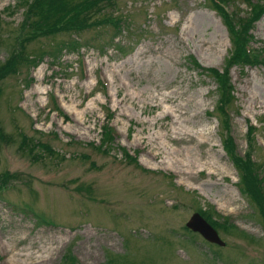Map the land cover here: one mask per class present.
Segmentation results:
<instances>
[{"label":"rangeland","instance_id":"rangeland-1","mask_svg":"<svg viewBox=\"0 0 264 264\" xmlns=\"http://www.w3.org/2000/svg\"><path fill=\"white\" fill-rule=\"evenodd\" d=\"M115 1L125 29L104 49L115 31L101 12L83 32L20 44L25 8L0 0V67L26 57L0 81V264H264V215L225 150L218 85L190 61L224 70L233 44L222 17L210 0ZM252 34L264 50V16ZM231 77L238 152L253 147L264 165V65ZM108 108L117 140L104 154L94 145ZM211 207L238 228L219 231L225 247L186 227Z\"/></svg>","mask_w":264,"mask_h":264},{"label":"trees","instance_id":"trees-1","mask_svg":"<svg viewBox=\"0 0 264 264\" xmlns=\"http://www.w3.org/2000/svg\"><path fill=\"white\" fill-rule=\"evenodd\" d=\"M20 7L25 8L24 20L22 23V31H26L24 35L20 36V44L24 42H32L42 37H49L60 33L69 32H83L86 29L97 25L95 21L91 20V14L101 12L99 16H103V20L99 24L106 26L110 25L115 31L114 36L110 41L106 43L104 49H108L113 46V42H116L124 29L125 20L123 17H114L112 14L116 9L115 0H107L111 8V15L105 16L102 11H94L99 7L102 0H82L80 2H68L64 3L62 0H18ZM62 1V4L61 2ZM242 1L246 4L249 12L246 16H243L241 12H237L235 9L230 10V6ZM213 7L220 14L225 23L233 44V49L230 52V56L226 61L224 70H218L215 68H205L202 66L195 57H191V65L198 74L203 77L213 79L218 85V106L217 110L220 113L221 122L223 124V143L225 150L232 158L235 167L238 169L241 182L245 189V193L255 202L264 215V165L259 164L253 155L254 148L251 147L250 151H247L244 155L239 154L236 140L232 133V111L235 105V90L231 77V69L235 66L248 67L256 65H264V50L255 49L252 43L255 38L252 31L255 25L264 16V0H210ZM27 35V37H24ZM81 44L79 41H74V48L79 47ZM102 46V45H101ZM121 48L117 47V50ZM58 53L61 51L56 50ZM22 51H14L10 59L6 61L4 65L0 67V81L5 79L8 74L16 73L18 65L26 60ZM47 54L41 53L39 55L43 59ZM51 56V53L49 54ZM38 56V57H39ZM28 58V57H27ZM32 63L37 61L36 59H29ZM57 60V59H56ZM26 62V61H25ZM37 66V65H36ZM109 108L105 110V124L102 127L101 142L99 146H95V149L101 153L109 154L117 140V133L113 127H110L113 115L110 114ZM256 128L253 125L248 126V141L249 144L252 140V135L256 132ZM0 135H3L0 131ZM27 139V138H26ZM28 140V139H27ZM37 147L44 149L49 148L42 142H36ZM125 153L127 159L138 165V160L135 157H130L126 149L121 148ZM84 158L90 159V156L83 155ZM92 167H95L94 162L91 163ZM143 171L151 172L139 167ZM91 187L80 186L78 190L87 191L90 193ZM92 189V188H91ZM93 199L92 196H90ZM199 213L219 232H230L232 229L238 230V228L230 222L229 218L222 217L213 207L210 210L200 209ZM40 222L42 219L35 215ZM44 221V219H43ZM66 264H78L74 257L69 256L64 258ZM108 264H113V261H109Z\"/></svg>","mask_w":264,"mask_h":264},{"label":"water","instance_id":"water-1","mask_svg":"<svg viewBox=\"0 0 264 264\" xmlns=\"http://www.w3.org/2000/svg\"><path fill=\"white\" fill-rule=\"evenodd\" d=\"M187 228L201 234L209 243L225 247L226 243L220 238L218 232L199 214H194L187 223Z\"/></svg>","mask_w":264,"mask_h":264},{"label":"bare ground","instance_id":"bare-ground-1","mask_svg":"<svg viewBox=\"0 0 264 264\" xmlns=\"http://www.w3.org/2000/svg\"><path fill=\"white\" fill-rule=\"evenodd\" d=\"M157 139V138H154V140Z\"/></svg>","mask_w":264,"mask_h":264}]
</instances>
